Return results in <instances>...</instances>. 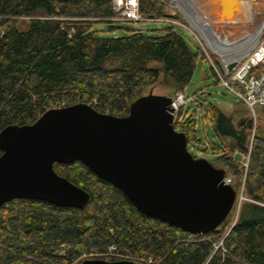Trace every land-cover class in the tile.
Instances as JSON below:
<instances>
[{
    "label": "trees",
    "instance_id": "obj_1",
    "mask_svg": "<svg viewBox=\"0 0 264 264\" xmlns=\"http://www.w3.org/2000/svg\"><path fill=\"white\" fill-rule=\"evenodd\" d=\"M140 7L145 17L169 16L161 0H140ZM114 14L112 0H0V132L77 103L124 117L131 103L156 84L185 93L198 59H204L200 50L194 51L173 27L162 36L141 30L118 38L96 36L94 24ZM20 20H27L26 29H20ZM263 70L264 64L254 72ZM190 104L180 110L175 127L186 134L189 145L202 144L200 107L191 110ZM202 116L203 125L210 121L219 140L211 146L218 155L211 162L226 169L238 192L244 182L251 199L242 203L237 218L232 213L214 231L188 234L140 213L122 190L83 163L55 164L60 175L90 193V202L84 209L22 199L4 204L0 264H80L86 258L264 264V136L250 141L252 123L239 128L214 105ZM247 157L246 167L242 159Z\"/></svg>",
    "mask_w": 264,
    "mask_h": 264
},
{
    "label": "water",
    "instance_id": "obj_2",
    "mask_svg": "<svg viewBox=\"0 0 264 264\" xmlns=\"http://www.w3.org/2000/svg\"><path fill=\"white\" fill-rule=\"evenodd\" d=\"M257 2L201 0V5L210 9L206 14L214 25L234 26ZM237 65L232 61L226 68L232 73ZM175 121L173 98L151 90L124 117L77 103L49 109L33 124L7 126L0 132V207L22 199L84 209L90 193L55 170V164L81 162L122 190L143 215L192 235L214 231L236 211L238 191L226 184V169L193 155ZM80 264L137 263L86 258Z\"/></svg>",
    "mask_w": 264,
    "mask_h": 264
},
{
    "label": "rangeland",
    "instance_id": "obj_3",
    "mask_svg": "<svg viewBox=\"0 0 264 264\" xmlns=\"http://www.w3.org/2000/svg\"><path fill=\"white\" fill-rule=\"evenodd\" d=\"M161 1L164 3V6H165L164 9L167 15L176 11L177 17L179 16L178 18L182 20L183 23H185L189 27L191 25H194L199 30L200 33L196 31L195 34L198 36V38H200V40L202 37L205 39L203 41L204 45L210 48L209 49L210 55L213 57L215 64L218 65L219 70L222 72H223L222 67L219 64L221 61L222 55L231 56L233 54L241 53L240 58L235 59L237 61H240L245 56L247 49L259 38L260 34L264 31L263 29L261 33H259L256 37L253 35V37H251V39H249L248 42H246V45L244 47H241L242 45L237 47L236 44L227 45V42H226L227 38H232V37L237 38V39L242 38L241 40H243L246 32L239 31L237 27H234L237 25H234V26L217 25L221 27V29L223 30V31H219L221 33L218 32L220 36H218L217 38L214 35L212 36V35L207 34V32L204 30V27L199 25L200 23L198 24L194 18L197 16L196 18L198 19L199 22H203L202 20H204L205 23H208V22L212 23L211 19L207 16L208 14H206L207 11L205 12V9L201 5V0H197V1L196 0H180V2H182L183 4L182 6L179 3L182 7V8L180 7L181 8L180 12L178 11L177 8L175 9L174 6H170V2L173 0H161ZM174 1L177 2L178 0H174ZM258 2L260 1L258 0ZM175 4L177 5L178 3H175ZM254 4H257V3H251L250 9L254 8ZM256 11H258L259 14H262L264 16V4L263 5L262 3L259 4L256 8ZM181 12H184V13H181ZM201 15L203 16L204 19L202 18ZM199 16L201 18H199ZM187 18L189 20H187ZM247 18H242V20H244L241 24L242 29L244 27L247 29L248 26L250 25L247 22L248 21ZM20 21H21L20 29H26L28 27V24L26 22L27 20H20ZM101 21L102 22H97L94 24L93 31L96 36L103 37V38H118V37L127 36L130 34V30H141L145 34H148V35L162 36L163 34H165V29L169 27L167 23L157 22V21L125 22V23H114V24L105 22L104 20H101ZM111 25L117 28L111 30L110 29ZM179 31L184 36L185 40L188 42L191 48L194 51H197L199 49L204 57L203 59L200 56V58L198 59L197 67H196V71L194 73L193 79L185 90L187 97H191V96L195 97L194 102H193L194 103L193 108H191V110L194 109V105H197L200 107L198 108V112H199L198 113V136L200 140H202L204 143L194 144V145L191 144L189 146V150L193 153V155L196 157H204L210 161L216 159L218 156L216 153L213 152V148L211 147L213 144L217 145L219 143V140L215 136L213 127L210 121L207 123L206 126L203 125L202 112L203 110H207L208 108H210L211 105L217 106L219 109L222 110L224 114H226L227 116L233 117V122L236 126H238V124L241 123L240 124L241 127L238 126L239 128L248 129V126L250 125V123H252L251 129H249V134L251 137L250 141H253L257 135L264 136V110L256 111V116H252L250 111H247L246 108H244L243 106H240L239 104L240 101L237 99V97L220 83L214 67L212 66L210 61L207 59L206 54L200 47L199 42L196 40V37L188 29L182 28V29H179ZM221 36L223 38H221ZM219 39L221 41H225V44H224L225 47L220 46V44L218 43L217 44L215 43L216 41L218 42ZM245 39H247V37ZM213 45L217 46L218 49H216V47H213ZM221 47H224V50H222ZM219 49L221 51L229 50L231 53L225 52L222 54L219 51ZM212 50L215 51L216 54H214ZM151 90L154 94L166 95L170 97L175 96L176 93L178 92V91L172 92V90H170L166 86L161 85V84H156L150 87L144 94H148ZM188 106L190 107L191 104L187 105L185 108H188ZM206 145H208V148H209V150L207 151H206ZM247 159L248 157L243 158L242 162L246 163Z\"/></svg>",
    "mask_w": 264,
    "mask_h": 264
},
{
    "label": "built area",
    "instance_id": "obj_4",
    "mask_svg": "<svg viewBox=\"0 0 264 264\" xmlns=\"http://www.w3.org/2000/svg\"><path fill=\"white\" fill-rule=\"evenodd\" d=\"M175 3H178L177 5ZM112 5L115 14L112 17L105 18L104 20L114 24V23H125V22H142V21H157L167 23L169 27L176 29H188L199 42L200 47L205 52L207 59L210 61L214 67L220 83L232 92L237 99L242 102L245 107L250 111L252 116H256V111L258 108H264V70L255 73L254 69H257L262 64H264V40H262L263 32L260 34L259 38L247 49L245 56L237 61V67L232 73L228 72L226 66L232 62L222 55L220 65L222 71L219 70L218 65L215 64L213 57L210 55L209 47L205 46L203 41L205 40L198 38L195 34L199 30L191 25L187 26L182 22L177 16H168V17H145L141 13L140 0H112ZM169 5V4H168ZM170 6L181 11V5L179 2L174 0L170 2ZM181 7V8H180ZM185 12V11H184ZM181 12V13H184ZM187 20H189L187 18ZM207 44V42H206ZM213 51V50H212ZM216 54L215 51H213ZM194 101V97H187L184 92H177L173 97V107L176 110V118L182 108H185L189 103ZM248 165L246 164V167ZM226 184L232 183V178L227 177L225 179ZM238 204L237 212H239L243 202L251 201L244 192V182L240 193L238 194ZM264 206V202L260 203ZM222 245V243H221Z\"/></svg>",
    "mask_w": 264,
    "mask_h": 264
},
{
    "label": "bare ground",
    "instance_id": "obj_5",
    "mask_svg": "<svg viewBox=\"0 0 264 264\" xmlns=\"http://www.w3.org/2000/svg\"><path fill=\"white\" fill-rule=\"evenodd\" d=\"M197 1V0H196ZM260 2H257V4H254V10L251 9L250 13H252L250 16L247 15V17H243V18H247L249 21H250V18H251V21L250 23L248 22V24H250L248 26V28L246 29L245 27L242 29L241 25H237V26H234V27H237V29L239 31H242V32H246V34L244 35V38L243 40L241 39H237V38H227L226 39V42H227V45H231V44H236L237 47H239L240 45H242L241 47H244L246 45V42H248L249 39H251V37H253V35L256 37L259 33H261L262 31V28L264 26V16L262 14H259L258 11H256V8L259 4L262 3V5L264 4V0H259ZM178 2L183 6L182 2H180V0H178ZM191 8V7H190ZM208 9V8H207ZM210 10V9H209ZM209 10L207 11V13L209 14ZM190 13V12H189ZM197 15V13H196ZM202 16V15H201ZM210 16V14L208 15ZM197 17V16H196ZM195 18L196 22L201 25L202 27H204V30L207 32V34L209 35H214L215 37L218 38V36H220V34H218L219 31H223L221 29V27L217 26V25H214L210 22L208 23H205L204 20H202L203 22H199L198 19ZM199 18H201L199 16ZM203 18V16H202ZM204 19V18H203ZM201 20V19H200ZM204 23V24H203ZM222 26H229V25H222ZM221 33V32H219ZM236 37V36H235ZM247 37V39H245ZM221 38H223L221 36ZM213 39V38H212ZM237 42V43H236ZM214 43V42H213ZM216 44H220V46H224L225 44V41H221L220 39L218 40V42L216 41L215 42ZM213 47H216V49H218L217 46L213 45ZM225 47V46H224ZM224 47H221L222 50H224ZM241 49V48H240ZM219 51L223 54V53H231L229 50H226V51H221L219 49ZM241 56V53H238V54H233L231 56H228L226 55L225 57H227L228 60L230 61H235V59H239Z\"/></svg>",
    "mask_w": 264,
    "mask_h": 264
}]
</instances>
